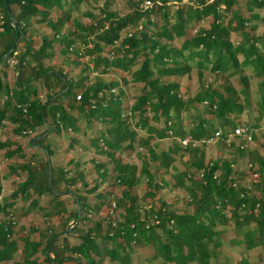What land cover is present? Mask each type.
<instances>
[{
    "label": "trees",
    "instance_id": "obj_1",
    "mask_svg": "<svg viewBox=\"0 0 264 264\" xmlns=\"http://www.w3.org/2000/svg\"><path fill=\"white\" fill-rule=\"evenodd\" d=\"M81 1L70 3L77 9ZM148 1L159 5L142 10L131 4L124 15L109 12L105 6L98 16L85 13L88 20L83 23L79 17L71 18V10L65 11L60 0H7L18 26L12 48L14 32L0 0V57L6 55L0 62V95L4 96L0 102V125L7 121L11 125L9 134L14 138L41 128L27 146L40 150L44 157L39 160L33 153L25 158V151L14 138L0 142L4 159L22 160L8 167L7 174L17 181L11 193L0 200V264L14 260L18 253L13 264H103L105 260L109 264H128V256L136 246L151 250L162 264H210L220 245L222 229L218 227L229 225L242 254L260 248L264 259V153L235 149L237 158L248 160L247 172L255 192L252 193L241 188L233 177L234 160L219 156L207 164L206 148L201 142L215 130L220 131L215 142H223L227 133L238 126L245 128L254 140L250 132L255 125L235 124L248 99L246 78L239 77L238 89L228 84L222 85L220 91L203 81L208 75L231 77L241 67L249 68L260 80L258 89L263 88L264 38L249 34L254 26L249 24L250 18H243L238 0ZM168 5L175 10L171 12ZM248 5L264 8V0H248ZM205 20L206 27L190 33L188 28ZM34 25L47 27L49 33L31 39L27 31ZM61 25L67 29L61 31ZM124 29L128 33L120 37ZM70 30L74 33L68 34ZM230 30L238 41L230 39ZM77 40L84 48L68 52ZM180 40L177 48L172 45ZM57 45V55L63 59L72 55L87 61L74 81L68 80L62 67L51 69L44 64L54 56ZM111 52L113 56L109 57ZM9 60L13 63L9 64ZM67 64L76 63L70 60ZM133 64L138 68L130 71L129 81L141 85V89L129 106L123 104L124 96L116 81L86 83L87 69L106 75L110 70L128 71ZM7 69L14 75L11 86L2 80ZM191 69L196 71L199 90L190 100L182 99L177 94L179 83L174 80L189 76ZM23 70L28 74L21 77ZM35 83L44 90L43 100L32 87ZM113 89L117 90L114 95L110 93ZM58 92L61 93L51 100ZM263 100L261 97V105ZM79 119L86 127L94 122L102 125L88 145L108 162L101 164L90 159L85 170L83 162L73 158L63 169L52 167L49 162L53 147L41 142L47 135L56 136L61 131L77 134L75 124ZM133 121L143 137L130 134L128 127ZM183 137L200 144L181 148L176 143L155 153L154 140L169 138L175 142ZM260 137L264 147V134ZM72 143L73 139L68 140V151L72 150ZM233 145L230 142L227 148L223 142L224 150L234 149ZM143 146L145 155L139 157L137 169L134 164L116 160V154L130 157L135 148ZM175 162L182 167L179 171L172 167ZM108 163L113 173L108 178L110 185L99 190ZM86 171L93 172L99 184L88 187L83 180ZM140 180L144 193L137 198ZM163 189L183 190L184 205L190 207V212L171 209L159 195ZM87 194L92 197L87 199ZM42 198L46 199L40 204ZM24 201L27 208L20 205L21 215L36 210L48 221L45 228L16 226L11 209L16 202ZM110 202L114 210L108 215ZM97 216L99 220L95 219ZM53 221L62 227V234L71 228L68 223L74 226L72 233L78 232V226L84 227L77 234L78 242L68 246L59 236L61 233L53 231ZM219 264L227 263L224 260ZM237 264L251 263L243 254Z\"/></svg>",
    "mask_w": 264,
    "mask_h": 264
},
{
    "label": "rangeland",
    "instance_id": "obj_2",
    "mask_svg": "<svg viewBox=\"0 0 264 264\" xmlns=\"http://www.w3.org/2000/svg\"><path fill=\"white\" fill-rule=\"evenodd\" d=\"M142 1L140 0H82L81 4H79V8L77 12H74L72 16H78L80 18V21L83 23H87V18L85 13H90L94 16H98L99 11L106 6L107 11L115 13L117 15H124L128 11H130V5H140ZM248 4V0H238V8L241 10L242 16L244 19L250 18V25L254 26V29L249 33L253 36L257 37H263L264 38V8L256 9L253 8V6H246ZM139 7V6H138ZM170 11L172 12L175 10L171 5L167 6ZM255 15V17H253ZM207 21H201L198 22L196 26L188 28L191 32L195 31L198 27H206ZM189 26V24L187 25ZM128 29H124L120 32V37L127 34ZM189 33V32H188ZM230 39L233 42L238 41V37L236 33L233 32V30H230ZM182 40V39H181ZM181 40L178 42L172 43L173 46L176 48L180 45ZM77 43L75 46H71L68 49V52H74L77 48V46H81L84 48L83 43H81L79 40H77ZM89 47V44L86 45ZM56 59V60H55ZM52 60L53 67L57 65L61 59H63L61 56L57 57ZM240 58L238 57V60ZM70 60L75 61L76 65H64V68L70 69L69 74H71L69 77L70 80H74L76 77V73L80 71V69L83 68L84 64L87 63L85 58L77 59V56H67L63 59V61L67 64ZM63 65V64H62ZM193 66V65H192ZM138 68V65H131L129 67L128 71L122 72L118 70H110L107 72L106 75H99V73H95L91 71L90 69H87V71L84 73L87 76L86 83L91 84L93 82L99 81L102 83L107 84L108 81L113 80L118 83L120 86V89L122 90V94L124 96L123 104L126 106H129L133 100L136 99V97L139 95L141 85H134L129 81L130 79V71L136 70ZM238 74L233 75L231 77H226V75H208L204 77V84L211 86L213 89L222 90V85H228L230 84L235 89H238L240 87L239 77L242 76L246 78L247 80V86H248V99L246 103V107L244 108L242 114L238 116V118L235 120V124L244 123L247 124L246 126L255 125V128L251 130V134L253 135V139L251 140L252 143L248 150L249 152L251 150L257 149L259 155H262L264 153V147L260 144L261 141V135L264 134V104L261 105L259 103L261 97L264 99V87L261 89H258V83L260 80L252 75V71L249 68H241L238 69ZM189 76L181 77L178 79H175L177 83L180 85V91H178V95L182 99H191L195 92L199 90V83L197 82V75L196 71L194 69L190 70ZM122 79L125 80V83H123ZM44 90L40 88V91H38L39 99H42ZM115 89L111 90V94H116ZM238 100L240 102V98L238 97ZM264 103V100H263ZM194 111H190V114H193ZM128 115V114H127ZM187 113H185V116ZM184 125H186L187 120L183 121ZM75 124V123H74ZM130 134L135 138L143 137L142 131L137 130L134 127V121L130 122ZM75 127L79 130V132L76 134L73 131H61L59 135L53 136L52 134L47 135V137L44 139L41 143H49L52 145V151L53 156L50 158V165L53 167H62V169L65 167V164L68 162V160H72V158H77L79 161L83 162V169L87 170L86 168H89L90 159H93L94 161L106 164L108 160L102 156H98L97 153L94 152V150L88 145V140L94 135L97 134V131L102 130V125L96 122H94L88 127H86V124L82 120H78L75 124ZM159 127V126H156ZM41 128L37 129L36 132L31 133L30 135H23L20 137L14 138L12 135L9 134L8 125L6 122L2 123L0 126V142L4 139L14 138L16 139L19 146L22 148V150L25 151V158H28L30 154H35L39 157V160H43V154L38 149H31L27 146V143L30 138L36 136ZM76 139V141L80 144L86 147V150H82L80 152L78 149H75L72 147V150L69 152L67 147L68 140ZM154 146H155V153H159L161 151H165L169 146L176 144V141H171L169 138H162L160 140H154ZM235 143V142H233ZM234 147V145H233ZM235 149H238L234 147V149H226L223 148L222 142H216L215 145L208 147V149L205 150V160L208 163L215 161L217 157L221 156V159H227V160H234V163H232V169H233V177L238 179L239 185L241 188H248L250 192L255 193L254 189L251 187L253 182L252 178L249 175V172H247V165L248 160L246 158L241 159L237 158L236 154L237 152ZM145 148H135L133 152H131V156H127L125 153L116 154V160H120L123 163H130L134 164L136 166V169L139 166L138 159L139 157H142L145 155ZM22 162L21 159H12L5 161L2 157V152H0V200L3 197H7L11 191L14 188V185L16 183V179L9 176L8 173V167L9 166H15ZM173 168H175L177 171H179L182 167L180 166L179 162H175L172 165ZM106 175H105V181H103V184H101V187L99 190L105 189L110 185V181L108 180L113 173L111 172V164L108 163L106 165ZM83 180L86 184H88V187H92L94 184L98 183L99 180L96 178L95 174L91 171H86L84 173ZM163 178H166L163 177ZM253 189V190H252ZM144 193V186L143 181L140 180V184L138 185V189L136 191L137 198H140ZM264 194V193H263ZM159 195H161L162 200L165 203H168L169 206H171V209L175 210V212L180 213L181 211L190 212V207L184 205V198L185 194L183 190L180 191H169L168 189L160 190ZM257 195V194H256ZM87 199L92 197V194L86 195ZM46 198H42L40 201V204H43L44 200ZM63 200H67V198H63ZM22 204V209L27 208V202H16V204L11 209V212L13 214V221L15 222L16 226H23L24 228L29 227V225L36 226L39 229H43L47 226L48 221L43 220L40 216V213H37L36 210H27V213L25 215H21L22 209L20 210V205ZM69 209H72L71 207ZM115 217V216H114ZM1 219V218H0ZM96 220L100 219L98 216L95 218ZM53 223V231L59 232V236L64 237V241L68 246H74L78 242L77 234H81L84 231V227L78 226L77 228L78 232H74L73 228L74 226H71V223H68L67 226L71 227L69 233L63 235L62 234V227L59 226L58 223L55 221ZM218 229H222V233L219 236V247L217 248L215 253V259L210 261V264H219L222 263L224 260H226L227 264H237L238 260L243 257V254L245 257L248 258L249 262L251 264H264V259L261 256V250L260 248H255L252 251L248 253L242 254V248L240 246H237L234 243L233 235L234 232L232 231V226H226V227H218ZM59 239V238H58ZM39 238H35V241H39ZM133 252L128 256L129 262L128 264H162L161 260L158 258L153 257V252L147 248L143 249L140 246L133 247ZM17 257H19V253L14 256V260L9 262H4L3 264H13L12 262L17 260ZM36 258H40V253L37 254ZM103 264H109L108 260H105ZM165 264V263H163Z\"/></svg>",
    "mask_w": 264,
    "mask_h": 264
},
{
    "label": "built area",
    "instance_id": "obj_3",
    "mask_svg": "<svg viewBox=\"0 0 264 264\" xmlns=\"http://www.w3.org/2000/svg\"><path fill=\"white\" fill-rule=\"evenodd\" d=\"M186 0H182L181 3H185ZM159 5V2H155V4H153V2L148 1V0H142L141 4L139 5V9L145 10V9H151L155 6ZM113 53L111 52L109 57H112ZM13 61L9 60V64H12ZM77 96L74 97L75 100H77ZM167 125H169V122L167 123ZM264 129V127H262ZM168 133V132H167ZM252 133V132H250ZM22 134H27L29 135V133L25 132ZM220 136V131L219 130H215L214 133L209 136L207 139H203L201 142L204 144L205 148L208 149V147H211L213 145H215V141L218 139V137ZM225 146L227 148H229V143L230 142H235L234 143V147L238 148L239 150L243 151L247 148L250 147L252 141H251V135L248 133V131L245 128H242L241 126L235 127L233 128L231 131H229L226 135L225 140H223ZM176 143H178L180 145L181 148H186V147H197L199 146L200 142H196V141H191L189 138L187 137H183L181 139H179V141H176ZM112 210H114V204L112 202H110L109 204V210H108V215H111Z\"/></svg>",
    "mask_w": 264,
    "mask_h": 264
},
{
    "label": "crops",
    "instance_id": "obj_4",
    "mask_svg": "<svg viewBox=\"0 0 264 264\" xmlns=\"http://www.w3.org/2000/svg\"><path fill=\"white\" fill-rule=\"evenodd\" d=\"M61 2V4H62V6H63V9L66 11L67 9L70 11L69 12V15H70V17L71 18H77L78 16H80V15H78V16H72V14L74 13V12H77L78 11V8H79V6L77 7V9H74L73 8V6H71V3H70V0H60ZM81 4V3H80ZM67 10V11H68ZM67 29V27H65V26H63V25H61L60 26V30L61 31H64V30H66ZM28 33H27V36H30V38L31 39H33L34 37H36V38H38L42 33H49V30H48V28L47 27H44V26H42V25H34V26H32L30 29H28V31H27ZM72 32V30H70L69 32H68V34H70ZM74 33V32H73ZM73 33H71V34H73ZM74 35H76V34H74ZM76 44H78L77 43V41H75V44L73 45V46H75ZM35 45H36V43H35ZM71 47V46H70ZM59 48V46L57 45V46H54V49H53V51H54V56L50 59V60H47V61H45L44 62V64L45 65H49L50 66V68L51 69H55V68H59V67H62V70H63V72H67V74H68V80L69 81H71L70 80V78L71 77H69L71 74H69V72H70V69H68V68H64V65H70V64H66L64 61H63V59H61L59 62H57L58 64L57 65H55L54 67L52 66L53 65V63H52V60L53 59H55V58H57V57H59V55H57V49ZM78 48H82L81 46H77V48L76 49H78ZM20 50H22V48L20 49ZM56 60V59H55ZM63 64V65H62ZM9 65V64H8ZM73 65H76V64H73ZM26 74H28L27 73V71L26 70H23L22 72H21V77H24V76H26ZM5 75H6V77L4 78V79H2L8 86H11V83H12V81H13V79H14V75H13V73L9 70V69H7L6 71H5ZM76 75H77V73H76ZM74 81V80H73ZM32 87L33 88H36V93L38 94V91H40V86L37 84V83H35V84H32ZM180 85H179V91H180ZM56 91V90H55ZM61 92H58V93H56L54 96H52L50 99L52 100V99H54L56 96H58L59 94H60ZM8 94H10L9 92H8ZM44 94V93H43ZM39 95V94H38ZM43 97V96H42ZM38 98H40L39 96H38ZM4 99V96H2V95H0V102L2 101ZM42 100H43V98H42ZM185 114H183V116H184ZM184 121V120H183ZM4 122H6V124L8 125V129L10 128V124L7 122V121H3L2 123H4ZM1 123V124H2ZM1 126V125H0ZM29 135H30V133H29ZM40 138V137H39ZM74 140V143H72L71 145L73 146V148H75V149H78L79 151L81 150V146L79 145V143L76 141V139H73ZM76 141V142H75ZM220 142H222V141H220ZM223 143V142H222ZM67 144H68V142H67ZM66 144V145H67ZM67 148H68V145L66 146ZM66 148V149H67ZM70 152V151H69ZM80 152H82V150L80 151ZM4 159V158H3ZM73 159V158H72ZM77 159V158H76ZM5 161H7L6 159H4Z\"/></svg>",
    "mask_w": 264,
    "mask_h": 264
},
{
    "label": "water",
    "instance_id": "obj_5",
    "mask_svg": "<svg viewBox=\"0 0 264 264\" xmlns=\"http://www.w3.org/2000/svg\"><path fill=\"white\" fill-rule=\"evenodd\" d=\"M2 3L4 4V7H5V10H6V13H7V16H8V19H9V22H10V25L13 29V32H14V42H13V45H12V48L15 46L16 44V36L18 35V26L16 24V22L14 21L15 19L13 18V16L11 15L10 13V9H9V6L7 4V0H2ZM6 55H3L0 57V62L3 61L5 59ZM49 177H50V173L47 172V177H46V181H47V185L49 187ZM61 193H58L56 195H60ZM76 209H77V204H76ZM72 229V228H70ZM70 229L66 230L63 235L69 233Z\"/></svg>",
    "mask_w": 264,
    "mask_h": 264
}]
</instances>
